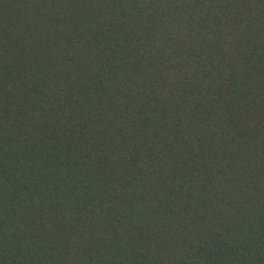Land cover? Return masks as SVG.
Here are the masks:
<instances>
[{"label": "trees", "instance_id": "16d2710c", "mask_svg": "<svg viewBox=\"0 0 264 264\" xmlns=\"http://www.w3.org/2000/svg\"><path fill=\"white\" fill-rule=\"evenodd\" d=\"M0 264H264V0H0Z\"/></svg>", "mask_w": 264, "mask_h": 264}]
</instances>
